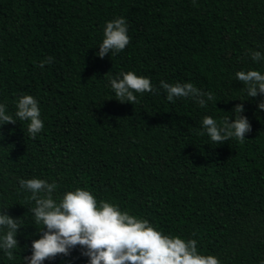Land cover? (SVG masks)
<instances>
[{
  "label": "trees",
  "instance_id": "trees-1",
  "mask_svg": "<svg viewBox=\"0 0 264 264\" xmlns=\"http://www.w3.org/2000/svg\"><path fill=\"white\" fill-rule=\"evenodd\" d=\"M119 16L130 43L95 56L105 21ZM249 49L264 52V0H0V101L11 111L19 94H32L45 124L34 139L25 122L0 129V204L22 224L15 259L0 254V264H23L42 227L18 189L17 178L31 176L58 191L86 186L165 233L197 239L222 264H260L264 110L234 76L264 71ZM121 70L150 77L157 90L135 104L117 101L107 83ZM161 80L192 82L214 100L169 102ZM238 103L251 124L244 142L198 134L204 115L220 121Z\"/></svg>",
  "mask_w": 264,
  "mask_h": 264
},
{
  "label": "clouds",
  "instance_id": "clouds-1",
  "mask_svg": "<svg viewBox=\"0 0 264 264\" xmlns=\"http://www.w3.org/2000/svg\"><path fill=\"white\" fill-rule=\"evenodd\" d=\"M129 43L126 18L119 16L105 21L102 38L96 46L99 51L94 54L100 58L106 54L115 56ZM248 55L256 64L264 62V52L260 50L249 49ZM53 59L47 57L40 61L39 67L43 68ZM234 76L242 82L248 98L260 97L256 110H264V71L241 68L235 71ZM107 86L111 88L114 99L131 104L138 103V94L157 90L150 77L132 70H121L109 77ZM160 88L169 102L190 98L206 107L214 100L213 93L202 91L192 82L168 83L161 80ZM244 112L243 104L238 103L232 108L231 115L220 121L204 115L198 134L206 135L217 144L229 139L242 143L246 140L245 134L251 132V124ZM17 122H25V131L33 139L44 129L40 103L32 94H19L11 111L6 103L0 101V129ZM3 139L0 131V140ZM17 180L19 192L25 194L29 204L27 211L31 220L42 226L35 228L30 245L24 246L29 254L22 256L23 264H44L58 255L62 257V264H75L80 258H84L85 264H222L217 256L199 250L197 239L179 233H165L149 219L123 209L118 203L98 198L86 186L58 191L55 181L49 182L38 176L19 177ZM8 209L0 204V254L14 260L22 224L19 217L9 214ZM74 252L78 256H73ZM260 264H264V260Z\"/></svg>",
  "mask_w": 264,
  "mask_h": 264
}]
</instances>
